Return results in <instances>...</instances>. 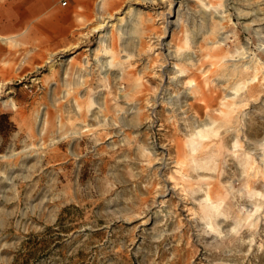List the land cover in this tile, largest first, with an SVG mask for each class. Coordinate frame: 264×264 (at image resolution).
<instances>
[{
	"label": "rangeland",
	"instance_id": "1",
	"mask_svg": "<svg viewBox=\"0 0 264 264\" xmlns=\"http://www.w3.org/2000/svg\"><path fill=\"white\" fill-rule=\"evenodd\" d=\"M48 1L0 0V35L15 36L0 41V264H264V84L240 67L264 62V0H183L167 31L168 2L104 0L121 30L101 45L96 0ZM214 51L233 60L213 67ZM161 89L186 94L180 108L150 106ZM230 93L233 126L215 125L221 147L192 160L194 125ZM162 156L181 168L159 170Z\"/></svg>",
	"mask_w": 264,
	"mask_h": 264
},
{
	"label": "bare ground",
	"instance_id": "2",
	"mask_svg": "<svg viewBox=\"0 0 264 264\" xmlns=\"http://www.w3.org/2000/svg\"><path fill=\"white\" fill-rule=\"evenodd\" d=\"M97 2H96V7H95V12H96V16H95V21H96V25L95 26H93V30L96 32V33H99V40H100V45L101 44H104V43H106V37H107V35L111 32V30H113L112 28L114 27V29H115V31H118V30H121V25L119 24V25H117V23H114V22H112V20H113V17L111 16V15H103L102 14V11H103V2H104V0H96ZM145 1H150V0H145ZM225 1H229V0H224V2ZM160 2H168L167 4H168V9H166V10H163V11H159L157 14H156V17H158V19H160V18H163L162 19V23H160V24H162V26H164V28H165V30L167 31L168 29V23H169V25H170V23L172 24V25H174V26H176V25H178L179 24V14H180V7L181 6H183L182 4V2H183V0H160ZM226 3V2H225ZM229 4H231L230 2H228ZM234 4V3H233ZM210 5V4H209ZM212 7V6H211ZM211 7H210V9H211ZM170 8H171V10L173 9V12L174 13H172V11L170 12L169 10H170ZM259 11V10H258ZM253 12V11H252ZM110 14V13H109ZM173 14V15H172ZM127 15V14H126ZM172 15V16H171ZM226 15H228V14H226V10H224V9H219V10H215V17L217 18V20L218 21H221V20H223L225 17H226ZM252 15H253V13H252ZM174 17L175 16V19L174 20H170V21H167V18L168 17ZM230 17V16H229ZM123 18V15L122 16H120V17H118V18H116L118 21H120V19H122ZM217 21V22H218ZM122 22V21H121ZM120 22V23H121ZM254 25V24H253ZM221 28V27H220ZM109 29V30H108ZM222 29V28H221ZM224 29V28H223ZM250 29V28H249ZM125 31V30H124ZM222 32V31H221ZM186 33V32H185ZM1 37V36H0ZM189 37V36H188ZM222 37L223 36H221V34L217 37V39L215 40L214 39V41H212L211 42V45L210 46H212V49H215L216 47H220V44H221V40H222ZM156 38V40L157 41H159V39H157V37H155ZM186 38H187V36H186ZM168 44V43H167ZM187 44V43H186ZM156 45H159L158 46V48H154V47H156ZM188 45V44H187ZM136 46V45H135ZM147 46V45H146ZM164 46H166V44L165 45H161L160 43H156L155 45H153V44H149L148 46H147V52H149V51H152V49H153V51L155 50V49H159L160 50V52H162V53H164V59L166 58L167 60H173L174 59V56L172 55L173 53H172V49H170V48H168V46L167 47H164ZM104 47V46H103ZM160 47V48H159ZM101 48V47H100ZM106 48H108V47H106ZM262 49V48H261ZM99 49L97 48L95 51L93 50V53L95 52V56H96V52H97V54H98V52H100V51H98ZM163 50V51H162ZM104 51H106V49H104ZM89 52V51H88ZM215 52V51H214ZM152 53H154V52H152ZM217 52H215L213 55H212V57L210 58V64H211V66H213V67H220V65H221V63L223 62V63H225V62H227L228 60H233L232 59V57H229V58H224V57H222L221 58V61H220V59L218 58V55L216 54ZM248 54H249V52H248V50H247V48L246 47H242V48H240V49H238L237 50V53H236V55L235 56H238L239 58H246V57H248ZM129 54H127V56H128ZM149 55V54H148ZM158 55V54H157ZM101 56V55H100ZM127 56H125V57H127ZM130 57V56H129ZM193 56L191 55H189L186 59H188L190 62H193V58H192ZM100 58V57H99ZM185 59V60H186ZM100 59H98L97 61H99ZM110 60V59H109ZM108 60V61H109ZM110 62V61H109ZM195 62V61H194ZM193 62V63H194ZM100 63H101V65H104L106 62H103V61H100ZM167 63L168 64H172L171 66H170V69H175V70H178V67L176 66V64L174 63V62H166V64H164V65H167ZM109 64V63H108ZM107 64V65H108ZM113 64V63H112ZM105 66V65H104ZM167 66H169V65H167ZM109 67V66H108ZM166 68V66L164 67L162 64H161V66L159 67L161 70L163 69V68ZM240 67H242V69H245V70H247L248 72H249V74L251 75L250 76V81H249V85H251V84H255L256 83V86L257 87H259L261 84H264V62H262L261 60H259L258 58H253L252 57V59L250 58V61L247 63V64H245V63H243V64H241L240 65ZM111 68V67H110ZM103 69V68H102ZM163 71V70H162ZM89 72V71H88ZM103 72V71H102ZM120 72V71H119ZM105 74V73H104ZM260 74V78H258L257 77V75H259ZM104 76V75H103ZM182 77V76H181ZM173 78V77H172ZM172 78H170V77H168V83L171 81L172 82ZM177 78H179V77H177ZM178 81V80H177ZM183 81V80H182ZM199 81V80H198ZM174 83H175V81H174ZM177 83V82H176ZM196 83L193 81H191L190 79H189V81L187 80L186 82H184V84H183V86H184V88H190V87H192L193 85H195ZM198 85V84H197ZM134 87H135V89H140V83L139 82H136L135 83V85H134ZM180 87V86H179ZM181 89V88H180ZM190 90V89H189ZM139 91H141V90H139ZM202 91H204V90H202ZM184 93V92H183ZM128 95H129V93H128ZM130 95H132V94H130ZM143 95V94H142ZM136 96V95H135ZM184 96L186 97V94H184V95H182L181 97L179 96V97H174V96H172V97H174V98H172L170 95H169V97H165V89H161V91H160V93L155 97V98H153L152 99V103L150 104V106H153L154 104H156L158 101H159V103L161 102V103H164V104H167V105H170L171 107H173L174 109H178V108H180V106H181V104H182V102H183V98H184ZM199 96V95H198ZM235 94L233 93H230V94H227L226 95V97L223 99H220V100H222V107H223V109H219V110H213V114H214V117L212 116V118H209V119H206V120H203V121H197L196 122V124L194 125V132L190 135V137L187 139V141H186V143L184 144V147H185V149L188 151V153H189V156H191V158H192V160H193V157L195 156V155H197V156H200V155H202L203 153L205 154V152H206V150H207V148H210V147H217L218 146V143H217V140L218 139H216L217 137L216 136H218V130H216L215 129V125L217 126V124H222L223 126H226V125H229V124H231V122H232V112H233V110L235 109L236 110V107H237V102L235 101ZM144 97V96H143ZM195 97V96H194ZM123 98V97H122ZM0 99H1V96H0ZM131 99V98H130ZM148 100V99H147ZM1 103H4L3 101L1 102ZM147 103H150V101H147ZM203 103V102H202ZM221 103V102H220ZM10 105H11V103H10ZM99 105V104H98ZM216 106V105H215ZM101 107H102V105H101ZM169 107V106H168ZM192 107V106H191ZM153 108V107H152ZM181 108H183V106L181 107ZM238 108V107H237ZM138 109V108H137ZM170 109V108H169ZM206 109H209L208 107L206 108ZM216 109V108H215ZM103 110V109H102ZM185 110V109H184ZM210 110V109H209ZM129 111L131 112V111H135V106H130V108H129ZM174 112V111H173ZM186 112V111H185ZM205 112V111H204ZM212 112V111H211ZM235 112V111H234ZM129 113V112H128ZM127 113V114H128ZM207 114V113H206ZM205 114V115H206ZM212 114V115H213ZM234 114V113H233ZM103 115V114H102ZM101 115V116H102ZM181 115V114H180ZM207 115H209V113L207 114ZM206 115V116H207ZM216 115V116H215ZM235 116V115H234ZM209 117V116H208ZM107 118V117H106ZM206 118V117H205ZM109 120V119H108ZM120 120V119H119ZM107 121V120H106ZM125 121V120H124ZM181 123V122H180ZM111 125V124H110ZM123 126H125V124L123 123L122 124ZM232 125V124H231ZM233 126V125H232ZM234 127H235V125H234ZM217 128V127H216ZM228 132V131H227ZM225 133V132H224ZM185 141V140H184ZM262 143H264V142H261V144ZM233 145H236V142H234L233 143ZM182 146V145H181ZM180 146V147H181ZM176 147V146H175ZM219 147H221V144H219ZM219 147H217V149L219 148ZM224 147V146H223ZM259 148H261V147H259ZM216 150V149H215ZM216 151H218V150H216ZM223 151V150H222ZM221 151V152H222ZM213 153H214V151H213ZM175 154H176V152H175ZM183 154V153H182ZM222 154V153H221ZM262 155H264V154H262ZM154 156V155H153ZM207 156V155H206ZM203 158H204V156H202ZM202 157H200V158H202ZM208 157V156H207ZM209 157H212V156H210L209 155ZM246 157V156H245ZM159 159V158H158ZM184 159V158H183ZM250 156H249V154L247 155V157L246 158H244V164L243 165H241V166H243L244 168H248V170H249V172L248 173H252L251 175H253V174H256V173H258V170L256 169V168H254L253 167V164L251 165L250 164ZM253 159V158H252ZM261 159V158H260ZM156 160H157V157H156ZM160 166H159V170H162V169H165V167L167 166L168 168H173L174 170H176L177 169V171H178V169L179 168H181L180 166H178L179 165V162H177L176 160H172L171 158H168L167 159V161H164L163 160V156L162 157H160ZM163 160V161H162ZM186 160V159H185ZM200 160V159H199ZM262 161H264V158H262L261 159ZM183 161V160H182ZM198 162V161H197ZM203 162V161H202ZM206 162H207V160H205V162H203L204 164V167L206 166ZM243 163V162H242ZM194 166H196V165H194ZM166 167V168H167ZM183 167V166H182ZM200 168V167H199ZM242 168V167H241ZM242 170H243V168H242ZM246 170V169H245ZM244 170V171H245ZM177 171H176V173H177ZM245 172H247V171H245ZM176 173H174V174H176ZM180 173V172H179ZM247 174V173H246ZM250 175V174H249ZM257 175V174H256ZM254 176V175H253ZM251 177V176H250ZM249 177V178H250ZM174 183H176V182H174ZM174 187H176L175 185L173 186V187H171L170 189H166L165 188V192L166 193H168V191H169V193L170 192H174ZM180 187V186H179ZM179 191V190H178ZM165 192L163 193V194H161L162 196L161 197H163L164 195H165ZM176 192V191H175ZM178 192H176V194H177ZM192 193V192H191ZM194 193V192H193ZM185 194H187V193H185ZM180 195V194H179ZM177 196V195H176ZM193 196V195H192ZM180 198V197H179ZM207 198H208V196H207ZM183 200V199H182ZM206 201H207V199H206ZM164 202H165V199H161L160 200V204H164ZM205 204H207L206 205V208H207V210L209 211L208 213H210L212 216H214V217H216V216H219L220 214H222L221 212H218L217 211V213L215 214V212H216V208H215V206H213L210 202L209 203H205ZM185 208V207H184ZM185 210H187V209H185ZM160 211V210H159ZM163 211V210H162ZM190 212V211H189ZM209 218V217H208ZM239 219V218H238ZM209 220V219H208ZM245 220V218H240L239 220H235L236 221V223H235V226L237 225H240V223L242 222V221H244ZM207 224L211 227V230L213 229V227L211 226V224H212V222L209 220V221H207ZM204 225H206V224H204ZM215 229V228H214ZM213 229V230H214Z\"/></svg>",
	"mask_w": 264,
	"mask_h": 264
},
{
	"label": "crops",
	"instance_id": "3",
	"mask_svg": "<svg viewBox=\"0 0 264 264\" xmlns=\"http://www.w3.org/2000/svg\"><path fill=\"white\" fill-rule=\"evenodd\" d=\"M56 1H57V0H49V1H48V6H53V3H54V5H55ZM61 1H63V0H59V1H58L59 4H60ZM66 1H67V3L69 2V0H66ZM41 10H43V9H41ZM0 36H1V37H0V41H1L2 43H5V42H7V41H14V38H15V36H2V35H0ZM3 115H4V113H0V120L3 118Z\"/></svg>",
	"mask_w": 264,
	"mask_h": 264
},
{
	"label": "built area",
	"instance_id": "4",
	"mask_svg": "<svg viewBox=\"0 0 264 264\" xmlns=\"http://www.w3.org/2000/svg\"><path fill=\"white\" fill-rule=\"evenodd\" d=\"M60 5H61V6H66V5H67V1H66V0L61 1V2H60Z\"/></svg>",
	"mask_w": 264,
	"mask_h": 264
}]
</instances>
